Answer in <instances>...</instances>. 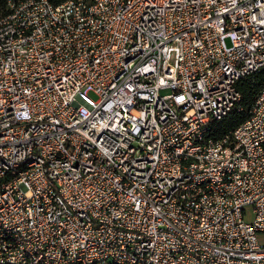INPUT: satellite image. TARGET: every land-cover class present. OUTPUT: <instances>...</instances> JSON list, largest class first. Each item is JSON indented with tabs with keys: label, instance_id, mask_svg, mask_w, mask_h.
<instances>
[{
	"label": "built area",
	"instance_id": "obj_1",
	"mask_svg": "<svg viewBox=\"0 0 264 264\" xmlns=\"http://www.w3.org/2000/svg\"><path fill=\"white\" fill-rule=\"evenodd\" d=\"M263 72L264 0H8L0 264H264Z\"/></svg>",
	"mask_w": 264,
	"mask_h": 264
},
{
	"label": "trees",
	"instance_id": "obj_2",
	"mask_svg": "<svg viewBox=\"0 0 264 264\" xmlns=\"http://www.w3.org/2000/svg\"><path fill=\"white\" fill-rule=\"evenodd\" d=\"M53 4H60L66 0H49ZM8 0H0V17L7 13ZM264 88V72L250 76L238 85V89L243 96L242 110H234L221 120L216 121L213 124L212 135L220 139L229 134L243 122H245L249 116V110L255 104L256 99Z\"/></svg>",
	"mask_w": 264,
	"mask_h": 264
},
{
	"label": "rangeland",
	"instance_id": "obj_3",
	"mask_svg": "<svg viewBox=\"0 0 264 264\" xmlns=\"http://www.w3.org/2000/svg\"><path fill=\"white\" fill-rule=\"evenodd\" d=\"M227 43L230 44V40L229 39H227ZM163 93H168V91L163 92ZM91 96L94 97V98H96V96L93 93H91Z\"/></svg>",
	"mask_w": 264,
	"mask_h": 264
}]
</instances>
